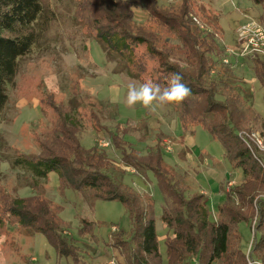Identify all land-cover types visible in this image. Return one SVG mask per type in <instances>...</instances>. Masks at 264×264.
Here are the masks:
<instances>
[{
  "label": "trees",
  "instance_id": "trees-1",
  "mask_svg": "<svg viewBox=\"0 0 264 264\" xmlns=\"http://www.w3.org/2000/svg\"><path fill=\"white\" fill-rule=\"evenodd\" d=\"M142 1L146 6L147 20L138 23L134 0H93L90 7H95L91 16L98 33L95 39L107 51L112 63L119 66L115 71L122 72L120 68H123V72L140 83L151 80L163 88L173 72L182 73L183 82L190 87L191 93L181 104L167 106L187 132L194 133L198 125L206 128L222 144L224 157L232 169L242 167L243 171L241 183L228 191L222 189V201L217 205L218 218H212L204 193L190 191L185 172L165 166L159 144H150L149 147L154 145L155 149L148 148L141 154L122 150L117 138L119 134L110 131L111 144L119 149V158L125 165L151 170L157 179L164 200L161 218L167 235L163 238L166 248L162 253L154 200L148 199L151 194L145 195L126 184L123 181L125 171L116 167L110 169L112 160L105 149L96 144L91 147L82 145L72 129L76 125L73 99L70 100L73 104L70 111L59 114L65 135L62 142L56 144V134L52 135L54 138L50 143H53L46 145L45 153L22 155L15 159V166L28 171L35 180L47 179L55 172L61 182L70 185L75 192L91 190L93 202L122 201L131 219V237L119 244L123 254L130 251L126 257L128 261L247 264L246 250L242 245H235L233 239H241L240 222L250 226L251 218L256 214L261 223L264 221V198L259 197L264 190V158L253 154L256 148L244 132L261 121L264 126V117L250 104L244 89L238 87L235 69L238 63L240 66L247 64L260 86L264 87V58L249 54L238 56L236 53L228 56L226 47L229 46L217 42V31L205 21L209 9L201 0H177L167 6L161 0ZM43 14L41 0H0V123L9 102L8 86L15 82L20 59L32 53L44 29L36 27ZM257 19L264 22L261 16ZM124 124L130 126L131 122L128 120ZM97 130L102 128L97 127ZM126 134L124 132V136ZM18 203L20 207L24 204L22 201ZM19 211L22 225H31L35 232L44 233L59 256H73L71 264H85L77 261L80 253L75 252L76 237L72 232L70 235L65 233V228L56 220V212L49 207L41 213L24 207ZM83 221L85 225L89 223ZM84 230V225L79 226L77 235ZM252 250V258H255V252L262 251L260 264H264V234L254 236Z\"/></svg>",
  "mask_w": 264,
  "mask_h": 264
},
{
  "label": "rangeland",
  "instance_id": "rangeland-1",
  "mask_svg": "<svg viewBox=\"0 0 264 264\" xmlns=\"http://www.w3.org/2000/svg\"><path fill=\"white\" fill-rule=\"evenodd\" d=\"M41 1L44 17L36 27L38 30L41 27L44 29L32 53L20 59L15 82L13 86H8L9 102L1 116L0 264H71L73 261V256H59L44 233L35 232L31 225H22L18 217L22 215L19 211L22 207L38 213L49 207L56 212V220L65 228V233L70 235L72 232L76 237L75 252L80 253L77 261L81 263L166 264L165 261L157 260L128 261L126 257L130 251L125 254L121 252L119 243L131 237V219L122 201L114 199L93 202L91 190L77 193L70 185L62 183L55 172L50 173L47 179L35 180L28 171L15 166V159L26 154L32 156L45 153L46 145L53 143L50 141L54 134L57 137L54 142H62L65 135L61 130L59 114L70 111L71 105L76 104L73 118L76 125L72 129L76 131L82 145L91 147L96 144L100 149H105L112 160L113 167L110 169L116 167L125 171L123 181L126 184L145 195L151 194L148 199L154 200L162 253L165 252L164 239L167 235L161 218L164 200L157 179L151 170H138L125 165L120 159L119 149L111 144L109 132L117 131L122 150L141 154L146 153L148 148L155 149L154 145L159 144L165 166L185 172L192 193L201 191L207 196L209 193L204 189L214 192L216 201H208L213 219L218 218L217 205L222 201V189L228 191L241 183L242 167L232 169L224 157L220 141L213 138L202 125L195 126L194 133H190L179 119L180 123H173L171 118L167 123L162 121L161 113L164 109L177 118L167 105L157 106L155 110L144 108L153 116L149 122L153 125L158 122L157 127L160 129H153L144 120L136 123L131 121L130 126L124 124L136 117L137 107L140 110L143 108L140 105L129 108L125 103L128 85H139L140 82L123 72V68H120L122 72H117L119 66L112 63L107 51L95 39L98 33L91 21L95 7H90L93 0ZM134 1L135 19L143 23L147 20L146 6L142 0ZM161 1L166 6L177 2ZM201 1L209 9L205 21L217 31V42L236 52L240 51L239 27L252 20L264 24L257 19L260 16L264 19V1ZM211 15H214V19ZM226 53L228 56L231 54L227 47ZM235 72L238 87L244 89L250 104L264 117V87L260 86L254 71L247 64L240 66L238 63ZM117 88L120 94L113 99L112 93H116ZM168 123L171 125L168 126ZM97 127L102 130L98 131ZM124 132H127L125 136ZM244 133L257 149L253 154L264 158L262 121ZM184 139L188 145H184ZM148 144L154 145L149 147ZM259 197L264 198V190ZM18 201L24 202L22 207ZM83 219L89 223L85 225ZM259 219L257 214L252 217L250 226L244 221L240 222L238 230L241 239H233L235 245H242L246 250L247 264H260L263 259L261 250L255 252V258H252L253 238L264 234V221L261 223ZM83 225L85 230L77 235V228ZM119 229L128 234H123ZM234 231H237L235 226ZM182 264H205V261H183Z\"/></svg>",
  "mask_w": 264,
  "mask_h": 264
},
{
  "label": "clouds",
  "instance_id": "clouds-1",
  "mask_svg": "<svg viewBox=\"0 0 264 264\" xmlns=\"http://www.w3.org/2000/svg\"><path fill=\"white\" fill-rule=\"evenodd\" d=\"M181 72H173L163 88L159 83L151 80L128 85L125 98L126 106L134 108L136 105L149 110L171 104H181L191 93L190 87L183 82Z\"/></svg>",
  "mask_w": 264,
  "mask_h": 264
},
{
  "label": "built area",
  "instance_id": "built-area-1",
  "mask_svg": "<svg viewBox=\"0 0 264 264\" xmlns=\"http://www.w3.org/2000/svg\"><path fill=\"white\" fill-rule=\"evenodd\" d=\"M238 40L240 51L236 52L227 47L228 52L264 58V24L255 20L242 24L238 30ZM225 61H228V58Z\"/></svg>",
  "mask_w": 264,
  "mask_h": 264
},
{
  "label": "crops",
  "instance_id": "crops-1",
  "mask_svg": "<svg viewBox=\"0 0 264 264\" xmlns=\"http://www.w3.org/2000/svg\"><path fill=\"white\" fill-rule=\"evenodd\" d=\"M117 92L115 93V91H114V93H112V97H113V99H115L114 98V96L115 95H117V97H118V95L120 94V89L119 88H117V90H116ZM149 113L150 111L148 110V111H146L144 108H142L141 110H140V107H137V112H136V117L135 118H130L131 120H130V122L132 121H134L133 123H136L137 121H141L142 122V120H144V121H146L147 123H149L148 125H150L153 129H160L159 128V126L157 127V124H158V122L156 123V124H151L150 122H149V120H151V118L153 117V116H151V114L149 113V114H147V113ZM163 112V111H162ZM152 113V112H151ZM161 116H162V121H164L165 123H167L168 122V119H172L173 120V123H180L179 122V120H178V118H176V117H173L172 115H170V113H167V112H165V109H164V112L163 113H161ZM167 121V122H166ZM160 124V123H159ZM171 124L170 123H168V126H170ZM162 131V130H161ZM160 131V132H161ZM159 132V131H158ZM145 141V140H144ZM149 145V144H148ZM147 145V146H148ZM184 145H188L187 144V140H185L184 139ZM146 146V147H147ZM189 147V146H188ZM190 148V147H189ZM146 149V148H145ZM190 151H191V149H190ZM205 191H207L209 194L207 195V199H208V201H210V199H212V200H214V202L216 201V198H215V194H214V192L213 193H211V192H209L208 190H206V189H204ZM220 192V191H219ZM164 237V236H163Z\"/></svg>",
  "mask_w": 264,
  "mask_h": 264
}]
</instances>
